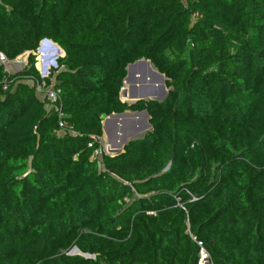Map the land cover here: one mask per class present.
<instances>
[{
    "label": "trees",
    "instance_id": "trees-1",
    "mask_svg": "<svg viewBox=\"0 0 264 264\" xmlns=\"http://www.w3.org/2000/svg\"><path fill=\"white\" fill-rule=\"evenodd\" d=\"M43 40L63 53L47 78ZM0 53H29L0 66V264H199L191 235L264 264V0H0ZM140 60L163 102H122ZM29 79H54L63 117ZM125 111L152 130L95 159Z\"/></svg>",
    "mask_w": 264,
    "mask_h": 264
},
{
    "label": "water",
    "instance_id": "water-1",
    "mask_svg": "<svg viewBox=\"0 0 264 264\" xmlns=\"http://www.w3.org/2000/svg\"><path fill=\"white\" fill-rule=\"evenodd\" d=\"M45 49L46 50H50V49L57 50V54H54L51 56V57H54L55 59H57L59 55L63 54L62 50L50 40H43L40 44V47H39L37 53H40L41 51H44ZM61 57H63V56H61ZM52 65L55 68L57 67L56 60H54L52 62ZM143 67L148 68L150 70V72L155 77L159 78L162 81V83L166 82V80H167L166 77L164 75L160 74L156 70V68L151 64L150 61L140 60V61H137L133 64H130L127 67V76L123 82L124 85L126 82L129 83L130 92L128 93L125 86L122 88V91H121L122 102L128 103L125 101V99H127L128 97L131 100H135V102H133V104L138 102V101L163 102L166 99L168 91H166L165 84H163L161 91H158L155 87H148V86H143V85L138 87L137 85L134 84L135 81H137L135 75L138 72H140V68H143ZM47 73H48V70H47V68H45L43 73H42V76L45 77L47 75ZM129 117H133V118L145 117L147 120V128L146 129L149 131L152 130L151 124L149 122V116H148L147 111H141V112L125 111V112L120 113V114H112V115L106 117L105 120L103 121V125H102L103 133L105 134L109 128L108 125H104L105 121H109L108 124H110V122H113L114 125L117 126V124L120 121H122V122L127 121ZM146 129L144 127L140 126V127H133L131 129L127 130L126 132H124V134L121 136L120 141L117 142V148L122 149V150L114 151L113 153L111 152L110 156L120 155L123 152L124 148L130 142L143 139L145 137V135L147 134ZM169 167H170V165L165 169V171H167L169 169ZM70 255H78V256L85 257L87 259L88 258H90V259L94 258L93 256L82 254L77 248H74L71 251Z\"/></svg>",
    "mask_w": 264,
    "mask_h": 264
},
{
    "label": "rangeland",
    "instance_id": "rangeland-1",
    "mask_svg": "<svg viewBox=\"0 0 264 264\" xmlns=\"http://www.w3.org/2000/svg\"><path fill=\"white\" fill-rule=\"evenodd\" d=\"M185 1V0H184ZM28 56L29 54L26 53L22 56H20L19 58H17L15 61H10L9 65H4L7 73L9 74H15L17 72H20L22 71L24 68H25V64L28 63ZM37 65L39 64V57H40V53H37ZM63 56V54L59 55V57ZM57 58V59H58ZM57 59H55L54 57H45L43 59V65L42 67H37V69L39 70V72L43 73L44 69L47 68L48 70V73L47 75L45 76V78L49 77L51 71L55 68L53 65H52V62L54 60L57 61ZM24 62V63H22ZM141 75H142V78L141 79H137L138 77V74H136V80L135 81V85H137L138 87L140 86H148V87H155L158 91H161L162 90V86L163 84H165V88H166V91H168L167 87H166V82L165 83H162V81L155 77L148 68H140V72ZM54 83V79L51 81ZM125 86V85H124ZM126 89L128 91V93L130 92V85L129 83L126 82ZM126 102H128V104H133V102H135V100H131L129 99V97L127 99H125ZM105 120V119H104ZM105 124V122H104ZM109 128L108 130L106 131V133L104 134L103 133V138H102V148L105 149L106 148V136H108L109 138V141L110 143L113 145V147H117V142L120 141L121 139V136L124 134V132H126L127 130L133 128V127H144L145 129L147 128V120L145 117H129L127 121H120L117 126L114 125L113 122H110V124H108ZM147 133L150 132L149 130H147Z\"/></svg>",
    "mask_w": 264,
    "mask_h": 264
},
{
    "label": "built area",
    "instance_id": "built-area-1",
    "mask_svg": "<svg viewBox=\"0 0 264 264\" xmlns=\"http://www.w3.org/2000/svg\"><path fill=\"white\" fill-rule=\"evenodd\" d=\"M9 63L10 61L8 60L6 55H4L3 53H0V66L2 65L4 66L7 64L9 65ZM25 65H27V63ZM28 83L36 87L39 98L43 101H46L50 108H55V110H57L58 112L60 111V108L58 105L60 101V91L55 88V85L53 82H51V85L48 86L46 85L45 82L39 83V82H35L33 79H29ZM59 116L63 117V113L61 111L59 113ZM91 146L92 144L89 145V147ZM103 153L110 155V152H108L106 148L105 149L102 148L101 151L98 150L95 152L94 158L100 160ZM191 238L200 248L199 264H214L204 244L201 241H198L197 238L192 235H191Z\"/></svg>",
    "mask_w": 264,
    "mask_h": 264
},
{
    "label": "bare ground",
    "instance_id": "bare-ground-1",
    "mask_svg": "<svg viewBox=\"0 0 264 264\" xmlns=\"http://www.w3.org/2000/svg\"><path fill=\"white\" fill-rule=\"evenodd\" d=\"M54 54H57V50H53V49H50V50H44V51H41L40 52V57H39V64L37 65L38 67H42V65H43V59L45 58V57H51L52 55H54ZM22 63H24V62H22ZM138 74V77H137V79H141L142 78V75H141V73H137ZM136 76V75H135ZM108 122L109 121H105V124L104 125H108ZM109 126V125H108ZM106 149H107V151L108 152H114V151H120V150H122V149H119V148H117V147H113V145L110 143V141L109 140H107V142H106Z\"/></svg>",
    "mask_w": 264,
    "mask_h": 264
},
{
    "label": "crops",
    "instance_id": "crops-1",
    "mask_svg": "<svg viewBox=\"0 0 264 264\" xmlns=\"http://www.w3.org/2000/svg\"><path fill=\"white\" fill-rule=\"evenodd\" d=\"M107 140H109L108 136H106V142H107Z\"/></svg>",
    "mask_w": 264,
    "mask_h": 264
}]
</instances>
